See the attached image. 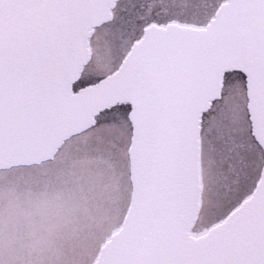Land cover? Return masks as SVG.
I'll return each mask as SVG.
<instances>
[{
  "label": "water",
  "instance_id": "95a60500",
  "mask_svg": "<svg viewBox=\"0 0 264 264\" xmlns=\"http://www.w3.org/2000/svg\"><path fill=\"white\" fill-rule=\"evenodd\" d=\"M116 1L0 0V171L51 160L127 102L130 205L94 264H264V0H227L202 30L150 25L77 93Z\"/></svg>",
  "mask_w": 264,
  "mask_h": 264
},
{
  "label": "rangeland",
  "instance_id": "374dc122",
  "mask_svg": "<svg viewBox=\"0 0 264 264\" xmlns=\"http://www.w3.org/2000/svg\"><path fill=\"white\" fill-rule=\"evenodd\" d=\"M225 2L117 0L111 19L91 34L89 60L75 86L116 72L146 27L203 28ZM129 112L95 114L94 129L70 137L52 161L0 171V264L95 262L129 206Z\"/></svg>",
  "mask_w": 264,
  "mask_h": 264
},
{
  "label": "bare ground",
  "instance_id": "6f19581e",
  "mask_svg": "<svg viewBox=\"0 0 264 264\" xmlns=\"http://www.w3.org/2000/svg\"><path fill=\"white\" fill-rule=\"evenodd\" d=\"M209 23V22H208ZM208 23L206 24V26L208 25ZM206 26L205 27H203V28H199L200 30H202V29H205L206 28ZM192 29H195V28H192ZM129 53V52H128ZM128 55V54H127ZM126 55V56H127ZM125 56V57H126ZM125 59V58H124ZM87 66V64H85L84 65V67H86ZM82 70V69H81ZM81 72V71H80ZM93 85V84H92ZM88 86H91V85H88ZM130 113V112H129ZM129 113H128V115H129ZM81 133H85V131H81ZM79 135H81V134H79ZM79 135H77L76 137H78ZM25 167H32V166H25ZM15 168H20V167H15ZM128 209V208H127ZM108 241V240H107Z\"/></svg>",
  "mask_w": 264,
  "mask_h": 264
},
{
  "label": "flooded vegetation",
  "instance_id": "af4514ba",
  "mask_svg": "<svg viewBox=\"0 0 264 264\" xmlns=\"http://www.w3.org/2000/svg\"><path fill=\"white\" fill-rule=\"evenodd\" d=\"M187 3L189 2V0H185ZM193 3H195V0H191ZM189 4V3H188ZM192 4V3H191ZM186 12H188V11H186ZM171 24H173V25H178V26H182L181 24H176V23H169L168 25H171ZM165 26H167V25H165ZM182 27H191V28H193L192 26H190V25H183Z\"/></svg>",
  "mask_w": 264,
  "mask_h": 264
},
{
  "label": "trees",
  "instance_id": "16d2710c",
  "mask_svg": "<svg viewBox=\"0 0 264 264\" xmlns=\"http://www.w3.org/2000/svg\"><path fill=\"white\" fill-rule=\"evenodd\" d=\"M121 107V106H120ZM94 127H95V125L93 126V127H91L90 129H94ZM89 129V130H90ZM251 135V134H250ZM251 138H252V140H253V143H254V145L256 144V146H257V148H258V150H259V152L261 153V155H262V151H261V149L259 148V146H258V144L255 142V140H254V138L251 136ZM129 144H130V141H129ZM129 148V147H128Z\"/></svg>",
  "mask_w": 264,
  "mask_h": 264
}]
</instances>
